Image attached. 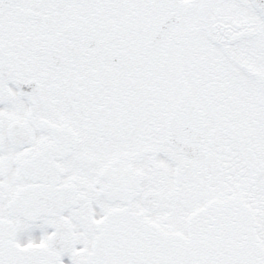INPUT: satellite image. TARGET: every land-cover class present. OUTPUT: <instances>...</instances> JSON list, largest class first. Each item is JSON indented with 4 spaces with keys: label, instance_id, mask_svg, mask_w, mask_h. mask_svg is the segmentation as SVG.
<instances>
[{
    "label": "snow or ice",
    "instance_id": "6c2138e0",
    "mask_svg": "<svg viewBox=\"0 0 264 264\" xmlns=\"http://www.w3.org/2000/svg\"><path fill=\"white\" fill-rule=\"evenodd\" d=\"M0 264H264V0H0Z\"/></svg>",
    "mask_w": 264,
    "mask_h": 264
}]
</instances>
